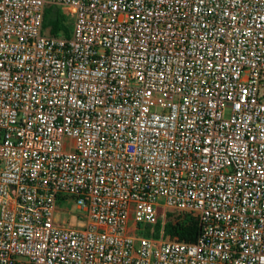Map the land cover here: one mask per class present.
Listing matches in <instances>:
<instances>
[{
	"label": "built area",
	"instance_id": "1",
	"mask_svg": "<svg viewBox=\"0 0 264 264\" xmlns=\"http://www.w3.org/2000/svg\"><path fill=\"white\" fill-rule=\"evenodd\" d=\"M0 264H264V0H0Z\"/></svg>",
	"mask_w": 264,
	"mask_h": 264
},
{
	"label": "trees",
	"instance_id": "2",
	"mask_svg": "<svg viewBox=\"0 0 264 264\" xmlns=\"http://www.w3.org/2000/svg\"><path fill=\"white\" fill-rule=\"evenodd\" d=\"M51 7V8H50ZM44 11L42 30H49L53 37H63L68 39L71 34V23L63 11L54 6H50ZM161 224L155 226L153 238H158ZM164 236L170 240L179 242H194L200 234V227L197 220L191 215L172 214L166 215L163 225Z\"/></svg>",
	"mask_w": 264,
	"mask_h": 264
},
{
	"label": "rangeland",
	"instance_id": "3",
	"mask_svg": "<svg viewBox=\"0 0 264 264\" xmlns=\"http://www.w3.org/2000/svg\"><path fill=\"white\" fill-rule=\"evenodd\" d=\"M48 8L49 7H46L45 10H47ZM42 32L43 34H45L46 30H42ZM59 204H60V206L58 207L59 210L56 212V218L58 219L59 224L66 223V225L79 227L82 223V218L78 216V214H80V211L73 208V204H71L68 207L72 212H67L65 206L62 205L61 203ZM172 214L177 215V213H172ZM138 229L140 230L136 232L137 237H153L152 235L155 233V227L153 226L149 228H145L143 224H140L138 225ZM158 238H159V234H158Z\"/></svg>",
	"mask_w": 264,
	"mask_h": 264
}]
</instances>
